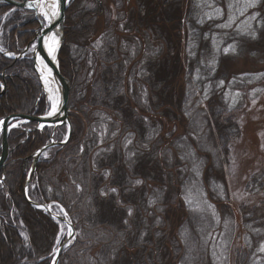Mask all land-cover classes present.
Masks as SVG:
<instances>
[{
  "label": "trees",
  "instance_id": "trees-1",
  "mask_svg": "<svg viewBox=\"0 0 264 264\" xmlns=\"http://www.w3.org/2000/svg\"><path fill=\"white\" fill-rule=\"evenodd\" d=\"M84 1L87 0H73L66 9L65 43L60 50L59 63L61 73L71 84L69 109L81 111L86 121H90L88 122L90 128L84 140L89 139L91 148L95 150L94 160L87 159L88 148L85 147L84 161L79 166L83 177L80 191L83 192L82 190L89 186L90 193L88 196H80L81 192L77 190L76 185L73 189L74 193L71 191L72 196H66V192L63 191L61 194L60 187L56 189L52 185L50 192H47L46 182L40 181L45 177V170L49 165L56 162L55 160L60 161L64 148L60 151V156L58 154L46 163L38 165L37 172L30 181L33 192L29 191V197L33 201L53 202L64 207L75 226L77 234L75 240L60 255L58 264H199L201 259H204L203 247L207 238L204 230L207 229L208 220L199 215L196 217L197 214L190 206L182 205V198L187 197L192 189L187 188L190 187L188 185L190 178H200L203 175L205 180L201 185V181L196 182L198 187L195 188V193L205 190L206 186V190L210 189V196L220 200L216 195L217 183H212L213 186L210 184L211 177L208 175V170L205 168L202 172L203 166L196 163V160L203 158L199 156V152H205L209 154L213 167H218L221 161L224 163V157L228 155V145L231 139L237 137L238 130L231 118L222 117L224 108L221 102L217 107L211 102L205 110L207 115L202 116L204 111L200 108V98L191 101L197 91L192 79H187L186 90L183 93L178 92L174 87L175 79L180 75L181 78L185 77L187 74L185 70L190 69L194 63V59L191 63L189 61L186 63L184 60L180 63L177 54L176 56L173 54V58L169 56L175 47L181 51V38L179 39L178 36L183 32L181 30L184 23L187 21V27L192 24L190 22H196L194 25L199 26L195 15H192L193 9L189 7L181 15L178 6L176 9L172 8V11L166 15L165 23L169 26L177 22L176 31L175 26L171 27L174 32L172 37L168 35V31L157 29L153 33L156 39L149 38V31L142 40L136 39L134 35L129 38L132 31L137 32L131 25L138 27L132 21L134 18L132 11H129L127 15L125 14L128 19L125 18L124 22L117 16L115 19L104 17L105 23L99 34L100 43L97 46L88 43L86 46L73 48L74 39L78 42L92 36L94 20L96 21L99 15H105L106 11L103 6L104 0H96L98 4L92 11L83 7L86 3ZM136 1L140 7L141 1L150 7L146 0ZM155 1L164 7H172L176 0ZM0 8L4 6L0 5ZM192 31L191 34L196 33L197 28L193 27ZM121 32H123L122 37L119 36ZM192 51L195 49L193 48ZM14 62L0 55V73L4 68L18 71L21 67L17 65L23 66L25 70L22 68L21 73L26 76L25 81L29 87L12 86L14 80L19 81L15 75L8 79L6 85L9 95L6 99L16 104L15 107L5 106L3 110L0 109L2 114L24 111L22 107L26 104L25 101L31 100V97L35 98L36 94V86L30 77L32 65L28 61ZM157 63L160 64L159 67ZM88 80L91 85L84 92L80 86L82 82ZM20 84L23 85L21 82ZM4 99L0 100L1 104L7 102ZM76 102L82 104L78 103L76 107L74 106ZM37 105V113L41 114L44 101ZM166 107L172 109V112H166ZM30 108L34 107L31 105ZM180 113L191 123L190 127L188 125V132L199 135L197 145L191 141L193 138L188 134L187 138L180 136L172 143L162 142L159 134L160 125L154 124L151 120L159 114L160 118L172 114L173 121H177ZM112 118H115L116 122ZM103 123L106 124L107 133L112 138L117 128L121 127V132L112 144L100 148L97 146L98 135L102 132V128L99 127ZM205 128L210 132L208 140L212 138L215 143L210 152L203 143ZM122 141L126 142L124 146H121ZM104 142L109 141L104 139ZM194 150L197 152L194 153ZM214 156H217L215 160H219L215 162ZM89 160L92 166L91 163L88 164ZM87 168L92 171L90 175ZM100 171L105 175L104 179L98 176ZM219 171L221 172L222 168ZM262 172L264 177V170ZM8 173L7 194L9 195L0 203L2 218L0 264H50L57 247L53 239L56 228L53 223L56 221L42 210H36L26 204L21 194L24 184L21 165L12 167ZM147 181L153 182L154 186L146 188ZM141 183L143 187L140 186ZM100 186L103 187L99 188ZM211 187L216 192H213ZM66 188L70 190L69 187ZM74 203L75 208H73ZM180 203L181 208H185L186 220L177 228L173 236L166 230L169 223L165 216L170 206ZM9 205H13V209H10ZM10 216L13 217L12 220ZM248 218L247 223H258L251 215ZM11 222L17 227L12 226ZM82 223L85 227L81 226ZM114 223L115 226H112ZM96 224L107 225L105 232L111 231L109 233L115 234L114 239L117 241H108L99 251L97 250L95 255L98 260L94 262L92 259H85L86 251L82 249L80 243L84 240L85 233ZM19 225L23 226L26 232V241L19 236ZM50 225L54 228L53 231H50ZM260 226L252 230L262 229L264 233V226ZM164 242H166L165 246ZM206 246L205 249H208ZM82 256L84 260L81 259ZM77 257L81 259V263Z\"/></svg>",
  "mask_w": 264,
  "mask_h": 264
},
{
  "label": "rangeland",
  "instance_id": "rangeland-1",
  "mask_svg": "<svg viewBox=\"0 0 264 264\" xmlns=\"http://www.w3.org/2000/svg\"><path fill=\"white\" fill-rule=\"evenodd\" d=\"M95 1L96 0L84 1V3H86L83 4V7L91 11L95 10L96 4H98V2ZM146 2L147 5L150 4V7L146 6L143 1H141L140 7L136 0H104L103 6L106 8L105 15H99L97 16V20H94V33L92 36L85 37V39L81 41L77 40L78 42L74 39L72 42L73 48H77V46H86L88 43L92 46H97L100 43L99 34L103 30L105 19L109 17L115 19L118 13H122V16H124L125 14L127 15L129 11H132V15H134L132 20L133 23L138 26L131 25L137 32L132 31L129 38L134 35L136 39L142 40L145 33L149 31V38H151V40L156 39L153 33L157 29L168 31V35L172 37L174 32H172L173 28L171 29V27L175 26L176 31L177 22L169 26V24L165 23V19L167 17L166 15L172 11V8L176 9L178 6L172 5V7H164L155 0H146ZM177 3L179 5L177 9L180 11L181 15H183L189 7L193 9L191 10L193 11L192 15H195L199 26L197 27L194 25L196 22L193 23L189 21L192 24H189L187 27L186 21L182 26L181 31L183 32H180V36H178L179 39L181 38V51L177 50L175 47V50L172 51L173 53H169L171 58H173V54L175 56L177 54L180 63H183V60L186 63L188 61L191 63L194 59V63L190 66V69L187 70L185 77L182 76L181 78L180 75L175 79L174 87L178 92L183 93L186 90L187 79H192L195 82L197 91L194 96H192L191 101L200 98V108L204 111L202 116L207 115L205 110H207L211 102H213V106L216 105L215 107L221 102L224 108L222 117L231 118L238 130L237 137L231 139L228 145V155L224 157V163H221V161L218 163V167H213L209 154L205 152H199V156H203V158L196 160V163L203 166L202 172L205 168L208 170V175L211 177V179L209 178V180H211L210 184L217 183L215 189H217L218 192H216L213 187H211V190L216 192L220 200L213 199L209 193L210 189L206 190V186L205 190L195 193V188L198 187L196 186V182L201 181V185L205 180L202 174L200 178H190L188 181L190 187L187 188L192 189H190V193L187 197L184 196V198H182L183 206H190L194 213L197 214L196 217L199 215L201 218L208 220V231L204 230L208 239V249H205V246L203 247L204 259H201V263L199 264H264V233L261 231L262 229L256 231L252 230V228L256 229L261 227L260 225L264 226V177H262V171L264 170V0H179ZM139 9L141 10L140 12ZM11 11L7 13V8H0V50L1 48L5 49V58L9 61H12L13 53L16 54L22 51L26 44L25 42L31 37L30 34H28L29 31L26 32L27 34H24L23 30L33 28V23L29 22L30 24L23 28L12 29L14 33L13 36L15 37L14 43L12 46L8 44L5 40L8 29L24 20V18L16 20L15 12ZM21 14L22 13H20V15ZM122 22H124V20ZM193 27L197 28V32L191 34ZM17 30H19V32H17ZM122 34L123 32H121L119 36L122 37ZM125 35L128 36L127 34ZM128 40L130 41V39ZM193 48L195 51H192ZM58 60L60 62V54ZM17 66L21 67L18 71L9 69L0 73V86L4 87L5 84L4 88H6V92L0 96V100L4 98V100H8L6 99L9 95L6 85L8 76L13 78L15 75L19 81L23 83L22 85L19 81L14 80L15 83L12 85L14 87H24L27 85V81H25L26 76L21 73L25 68H23V66ZM30 75L36 86L35 98L31 97L32 101L29 104L26 103L24 107H22L24 111L20 113L24 115L27 113L30 116L40 115L37 113V104L44 101V108L42 111L40 108V111L42 112L41 114H46L50 110L49 104L45 98L46 96H44L38 86L39 82L37 75H34L32 70ZM3 77L5 82L2 81ZM25 83L26 85H24ZM32 85L33 84H30V86ZM84 85L86 88L83 89ZM90 85L91 83L89 80L87 82H82L80 89L85 92ZM25 89L27 88L25 87ZM3 91L4 90L0 88V93ZM78 103L79 105L82 104L81 102H76L74 106L78 107ZM29 105H32L34 108L29 109ZM200 108L198 107L199 110ZM0 109L3 110L4 108L1 107ZM169 111L172 112V109L166 107V112ZM3 115L5 114H2V116ZM166 116V118H160L159 114L157 115L158 118H151L154 124L157 123L160 125L159 134L162 142L168 144L176 141L180 136L187 138L188 135H190L193 138L191 141H194L195 145H197L199 135L188 132V125L190 127L191 123L188 119L183 117L182 113H180L179 118L176 119L177 121H173L172 114ZM68 117H70L73 127L70 140L64 146L50 147L48 151L39 158L38 165L46 163L48 160L52 159L51 157L57 156L58 154L60 156V151L64 148L59 159L60 161L55 160L56 162L49 165L48 169L45 170L44 181H40L46 182L47 192H50L51 188L54 186L56 189L60 187L61 194L63 191L66 192V196H72L75 185L77 186V190L81 192L80 188L83 177H81L79 166H81L84 161L83 155L85 153V147L88 148L89 155L87 154V159L90 160H94L93 152L95 150L91 148L89 139L84 140L90 128V124H88L90 121H86L81 111L69 110ZM112 119L115 121V118ZM100 126L99 128H102V132L98 135L97 146L105 148L120 136L121 127L113 132L112 138V136L107 133L106 124L103 123ZM35 127L36 123L34 122L27 125L26 123H18L15 127L16 129L10 133V143L8 146V151L10 152L5 161L6 163L3 171H1L0 174V203L9 195L7 194V180L9 178L8 171L12 167L23 165L21 171L23 172L22 180L24 183V181L27 180V176L25 175L29 173L33 163L30 155L43 145H47L51 142L60 143L65 140L67 133V127L65 126H59L57 129L48 126L43 127V130L39 129L38 131H34L32 134L23 133L27 128L34 129ZM205 132L203 143L204 147L208 148L207 150L210 152L213 150L215 143L212 138L208 140L210 132H208L206 128ZM21 133L22 137L20 136ZM121 136H123V134ZM104 139L109 142H104ZM20 140L21 142L30 140V142L26 144L25 149H23V152L16 148ZM188 141L190 142V138ZM125 144L126 142L123 143L122 141L121 146ZM196 152L197 151L194 153ZM21 153H23V155H21ZM16 156L18 157L14 158ZM216 157L217 156H214L215 162L219 160H215ZM90 160L88 164L91 163ZM221 168L222 171L220 172L219 170ZM91 172L92 171L89 170L88 175H90ZM98 176L102 179L105 177L101 171L98 173ZM222 177L224 182H222ZM30 181L26 187L25 183L22 186V188L25 187L27 189L28 196L29 191L33 192V186ZM90 182L88 181V183ZM145 183L146 188L154 186L153 182L147 181ZM51 185L52 187H50ZM66 186L69 187L70 190H68ZM140 186L143 187V184L141 183ZM102 187L103 186H100L99 188ZM88 190L89 186H87L85 190H82L83 192H81L80 196H88L90 193ZM71 191L73 192L71 193ZM68 193H70V195H68ZM193 197L195 198L193 199ZM75 207L76 204L74 203L73 208ZM10 209H13V205L10 206ZM169 209V212L165 216L169 223L166 230L168 234L170 233V235L174 236L177 232V228L186 220L185 208H181L180 203V205L174 204L170 206ZM53 210L61 216L66 215L64 210L59 206L54 205ZM250 215L253 219H257L258 223H247V219H249L248 216ZM1 219L0 214V220ZM12 219L13 217L10 216V220ZM56 223H53L56 226L55 232H53V239L54 244L58 247L69 235V230L65 224ZM11 224L12 226H16L12 222ZM115 224L116 223L112 226H115ZM41 225H43L42 222ZM19 226V236L26 241V232L23 226ZM81 226L85 227L83 223ZM106 226L105 224H96V226L85 233L86 235L82 241L83 243L81 242L80 245L82 249L86 251V260L92 259L94 262L97 261L98 257L95 255L97 250L99 251L108 241H117L114 239V237H116L115 234L109 233L111 231L108 230L110 235L106 233L107 231L105 232ZM49 228L50 231L54 229L51 225ZM166 242H164V246ZM133 252L134 251H132V253ZM102 254L104 255V253ZM77 258L79 262L81 259L84 260V256H82L81 259L79 257Z\"/></svg>",
  "mask_w": 264,
  "mask_h": 264
},
{
  "label": "water",
  "instance_id": "water-1",
  "mask_svg": "<svg viewBox=\"0 0 264 264\" xmlns=\"http://www.w3.org/2000/svg\"><path fill=\"white\" fill-rule=\"evenodd\" d=\"M68 1L69 0H53L52 2V6L54 7V15L51 16V14H49V18H48V23L47 26L44 28L43 33L41 35H37L38 38H36V46L34 47L33 50H31V61H32V65H33V70L36 73V75H38L39 77V81L41 82V75H40V64H38L39 59L42 61V64H44V67L46 69L47 72L50 73L51 78V84L54 85L56 91H57V95H58V102H57V107L55 110H51L48 112V114L45 115H41V116H29V115H21V114H16V115H10V116H6L5 118H3V120L0 122L1 125V145H0V169L4 168L5 165V161L7 159L8 156V141H7V136L10 132V127L9 124L12 121H20V120H24V121H29V122H35L36 123V129H38V127L40 126H52V128L56 127L55 123L57 121L60 120V125H64L67 124L68 127V132L66 135V139L60 143H54L51 142L47 145H43L41 147H39V149L34 152L33 154L30 155L33 163L31 166V169L29 171V175L27 177V180L24 182L25 183V187L29 184L28 180L31 177V175L34 173V170L36 168L37 163L39 162V158L40 156L46 152L50 147L53 146H64L66 143H68V141L70 140V135L72 132V127L69 124V119L67 117V109H68V100H69V92H70V88H71V84L69 83V80L67 78H65L63 76V74L60 73L59 70V63H58V57H59V51L63 45V39H64V23H65V12H66V7L68 5ZM0 3H4L8 6H14L16 8L19 9H23L26 11H34L35 14L38 12L37 11V6L41 5V4H47L48 0H0ZM46 7L47 12L49 13L51 9V7ZM41 23H40V28H41ZM56 36L58 37V48L56 49V52H54V55L51 56L48 51H47V40L49 39L50 36ZM28 47V46H27ZM27 51V48H25L24 52ZM23 52V54H24ZM23 54H20L19 57H22ZM40 86L41 83H40ZM43 87V86H42ZM4 93L1 92L0 96ZM59 127V126H58ZM56 129V128H55ZM23 188L22 193H24L25 195V199L27 201V203L30 205H32L33 207H44L45 209L47 208L46 205H39L36 203H33L31 201H29L27 199L26 193H25V189ZM58 220H60L61 222H64L66 224H69L65 221V219L59 218L57 217ZM70 228H71V235L61 244V246L58 248V250L55 253V257L53 259L52 264H57L59 258H60V254L62 253V251L64 250V247L67 246L66 244L72 239V237L74 236L73 234V226L71 224H69Z\"/></svg>",
  "mask_w": 264,
  "mask_h": 264
},
{
  "label": "bare ground",
  "instance_id": "bare-ground-1",
  "mask_svg": "<svg viewBox=\"0 0 264 264\" xmlns=\"http://www.w3.org/2000/svg\"><path fill=\"white\" fill-rule=\"evenodd\" d=\"M53 2V0H48V3L45 5V4H41V5H38L37 6V11H38V15L40 16V17H43L44 18V21H46L48 18H49V14H51V16L52 15H54V12H55V10H54V7L52 6L53 4H52V2ZM179 0H176L175 2H174V4L175 5H177V6H179L178 5V2ZM45 6L48 8V7H50V6H52L51 7V9H49L50 10V12L48 13L47 12V10H46V8H45ZM118 13V12H117ZM117 18H121V20L123 21L125 18L126 19H128L127 17H126V15H124V16H122V13H118V15H117ZM141 26V25H140ZM43 33V30H41V33L39 34V35H41ZM38 35V36H39ZM58 39L56 38V37H54L53 35L52 36H50L49 37V39L47 40V51H48V53L51 55V56H53L54 55V52H56V49L58 48ZM34 44L29 48V50L32 48H34V46L37 44L36 43V41H34L33 42ZM31 49V50H32ZM38 64H40V77H41V82H42V86H43V89H44V96H46L45 98H46V101H47V103L49 104V107H50V109L51 110H55L56 109V107H57V102H58V95H57V91H56V89H55V87H54V85H52L51 84V81H50V78H51V75H50V73L49 72H47L46 71V69H45V67H44V64H42V61L39 59V62H38ZM157 65H158V67L160 66V64L159 63H157ZM161 68V67H160ZM186 72H187V70H185ZM184 89V88H183ZM70 91H71V88H70ZM69 99H70V92H69ZM32 100H30V99H27L26 101H25V103H30ZM15 104L16 103H14L12 100H7V102H5L4 104H1L0 103V108L1 107H5V106H9V107H15ZM68 104H69V100H68ZM68 104H67V106H68ZM50 110V111H51ZM69 106H68V109H67V117H68V112H69ZM18 112H16V113H5V115L7 116H10V115H16ZM5 115H3L2 116V112L0 113V117L2 116V117H5ZM1 117V118H2ZM68 119H69V121H70V117H68ZM22 121H24V120H22ZM16 123L17 122H11V124L12 125H16ZM69 124L71 125V121L69 122ZM12 125H10V128L12 129L13 128V126ZM55 125H56V127H54V128H58V126H65V127H67V124H64V125H60V120L59 121H57L56 123H55ZM51 126V125H50ZM52 127V126H51ZM71 127H72V125H71ZM41 129L43 130V127H41ZM67 130H68V127H67ZM72 131H73V127H72ZM68 132V131H67ZM0 134H1V130H0ZM71 134H72V132H71ZM7 151H8V149H7ZM9 152V151H8ZM222 182H224V180L222 179ZM207 230V229H206ZM208 231V230H207ZM205 237V236H204ZM206 240H205V246L208 248V239L207 238H205ZM69 247V245L68 246H65L64 247V250L62 251V253L65 251V249H67ZM61 253V254H62ZM60 254V255H61ZM196 264H198V263H196Z\"/></svg>",
  "mask_w": 264,
  "mask_h": 264
},
{
  "label": "flooded vegetation",
  "instance_id": "flooded-vegetation-1",
  "mask_svg": "<svg viewBox=\"0 0 264 264\" xmlns=\"http://www.w3.org/2000/svg\"><path fill=\"white\" fill-rule=\"evenodd\" d=\"M11 9H12V11L13 12H15V16H16V20H19V19H22V18H24V20H22L21 21V23H18L16 26H13V27H11V28H9L8 29V31H7V35H6V41H7V43L8 44H10L11 46L13 45V43H14V39H15V37L13 36L14 35V33H13V31H12V29H19V28H23L24 26H27L28 24H30L29 22H31V23H33V28L32 29H26V30H23V33L24 34H27L26 32L27 31H29V33L28 34H30V38L25 42L26 44H25V46L30 42V41H32L33 39H34V37H35V34H36V31H38L39 30V25H38V23L36 22V20H35V17L32 15V13H29V12H27V11H20V10H18V9H14V8H8L7 9V13H9L10 11H11ZM11 11V12H12ZM19 13V14H18ZM20 13H22L21 15H20ZM25 14V15H24ZM26 16V17H25ZM42 19V18H41ZM17 32H19V30H17ZM24 46V47H25ZM24 49V48H23ZM22 49V50H23ZM6 70H8V69H6V68H4L3 69V71H6ZM2 71V72H3ZM3 82H5V80H3ZM27 83V82H26ZM26 83L24 84V85H26ZM27 85H28V83H27ZM26 85V86H27ZM29 87V86H28ZM4 92H6V91H4ZM23 133H25V131H23ZM29 134H32V133H29ZM22 135V133L20 134V136ZM22 137V136H21ZM14 139V138H13ZM19 139H20V137H19ZM18 139V140H19ZM26 139V138H25ZM24 139V140H25ZM28 142H30V140H27V141H22L21 142V140L17 143V147L16 148H18V149H20V150H22V152H23V149H25V147H26V144L28 143ZM21 155H23V153H21ZM20 156V155H19ZM18 156H16V158H17ZM22 167H23V165L21 166V169H22Z\"/></svg>",
  "mask_w": 264,
  "mask_h": 264
}]
</instances>
